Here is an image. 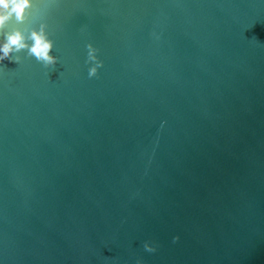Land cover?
<instances>
[{
    "label": "water",
    "instance_id": "1",
    "mask_svg": "<svg viewBox=\"0 0 264 264\" xmlns=\"http://www.w3.org/2000/svg\"><path fill=\"white\" fill-rule=\"evenodd\" d=\"M41 22L55 68L0 67V264H264V0H34Z\"/></svg>",
    "mask_w": 264,
    "mask_h": 264
},
{
    "label": "clouds",
    "instance_id": "2",
    "mask_svg": "<svg viewBox=\"0 0 264 264\" xmlns=\"http://www.w3.org/2000/svg\"><path fill=\"white\" fill-rule=\"evenodd\" d=\"M33 8L34 0H0V67H4L5 61L20 64V57L15 54L24 50L29 56L42 62L47 69H54L57 65V57L50 55L54 43L49 39L47 23H39L38 28L20 27L27 24ZM85 64L89 78L95 77L103 66L91 44L87 45ZM45 75L48 77L49 72L46 71ZM178 239L179 237H174V242ZM143 249L147 253L156 251L151 241H145Z\"/></svg>",
    "mask_w": 264,
    "mask_h": 264
}]
</instances>
